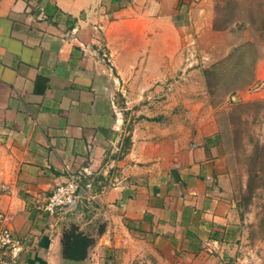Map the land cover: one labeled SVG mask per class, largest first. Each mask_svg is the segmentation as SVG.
<instances>
[{
	"label": "crops",
	"instance_id": "obj_1",
	"mask_svg": "<svg viewBox=\"0 0 264 264\" xmlns=\"http://www.w3.org/2000/svg\"><path fill=\"white\" fill-rule=\"evenodd\" d=\"M215 22L216 0H0V209L14 264H223L237 203L205 70L255 43L264 97V40ZM84 168L96 198L45 212ZM73 223L92 239L81 260L63 255Z\"/></svg>",
	"mask_w": 264,
	"mask_h": 264
},
{
	"label": "rangeland",
	"instance_id": "obj_2",
	"mask_svg": "<svg viewBox=\"0 0 264 264\" xmlns=\"http://www.w3.org/2000/svg\"><path fill=\"white\" fill-rule=\"evenodd\" d=\"M235 24L262 32L264 40V0H216L215 27ZM256 49L255 43L239 46L217 62L212 76V99L237 203V231L223 264H264V97L253 95L261 84L256 80Z\"/></svg>",
	"mask_w": 264,
	"mask_h": 264
},
{
	"label": "built area",
	"instance_id": "obj_3",
	"mask_svg": "<svg viewBox=\"0 0 264 264\" xmlns=\"http://www.w3.org/2000/svg\"><path fill=\"white\" fill-rule=\"evenodd\" d=\"M104 58H109L105 50H101ZM205 61V57H201ZM120 91L125 95V88ZM115 107L119 106L115 104ZM118 110V109H116ZM91 174L89 168L72 172L66 181L58 184L44 203V211L50 215H61L72 212L85 200L93 201L96 194L92 191V183L84 179ZM19 242L9 225L7 214L0 209V264H14L20 251Z\"/></svg>",
	"mask_w": 264,
	"mask_h": 264
},
{
	"label": "trees",
	"instance_id": "obj_4",
	"mask_svg": "<svg viewBox=\"0 0 264 264\" xmlns=\"http://www.w3.org/2000/svg\"><path fill=\"white\" fill-rule=\"evenodd\" d=\"M247 44H250V43H247ZM217 65L218 63L214 65L212 68L205 70L207 83L211 90V93H212V88H213L212 76L214 75V70L216 69ZM129 141H130V137L126 136L124 143H123V150L128 147ZM62 242H63V255L66 258H69L72 260H81L85 256H87L89 247L92 243V239L88 234L81 231L77 224L73 223L67 226V228H65L63 232Z\"/></svg>",
	"mask_w": 264,
	"mask_h": 264
}]
</instances>
